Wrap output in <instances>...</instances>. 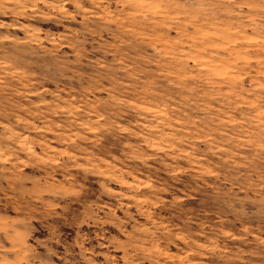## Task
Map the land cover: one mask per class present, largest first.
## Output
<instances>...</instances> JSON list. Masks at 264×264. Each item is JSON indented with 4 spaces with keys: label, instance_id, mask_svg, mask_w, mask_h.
<instances>
[{
    "label": "rangeland",
    "instance_id": "obj_1",
    "mask_svg": "<svg viewBox=\"0 0 264 264\" xmlns=\"http://www.w3.org/2000/svg\"><path fill=\"white\" fill-rule=\"evenodd\" d=\"M0 264H264V0H0Z\"/></svg>",
    "mask_w": 264,
    "mask_h": 264
}]
</instances>
